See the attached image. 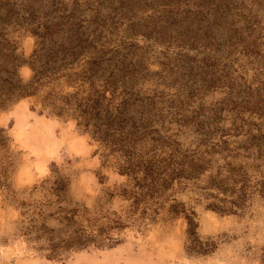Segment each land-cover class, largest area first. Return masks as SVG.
I'll list each match as a JSON object with an SVG mask.
<instances>
[{"label":"rangeland","instance_id":"1","mask_svg":"<svg viewBox=\"0 0 264 264\" xmlns=\"http://www.w3.org/2000/svg\"><path fill=\"white\" fill-rule=\"evenodd\" d=\"M262 1L213 0L208 23L150 29L151 5L182 20L205 0H0V264H260ZM131 145L204 152L205 170L133 203L114 151ZM217 170L244 179L235 212L205 207L204 192L224 196L205 188ZM174 202L194 212L197 241ZM99 228L121 241L45 257L50 241Z\"/></svg>","mask_w":264,"mask_h":264},{"label":"trees","instance_id":"2","mask_svg":"<svg viewBox=\"0 0 264 264\" xmlns=\"http://www.w3.org/2000/svg\"><path fill=\"white\" fill-rule=\"evenodd\" d=\"M24 1V0H22ZM79 2V1H77ZM213 0H205L199 7L186 11H190V16L184 17L182 20L175 19L177 12L172 9L171 3H163V6L157 7L159 5H151L150 8L152 13L158 12V16L152 18L142 24L141 28H155V24L160 22L164 26L176 25L175 28L187 27L194 28L199 26L201 22L208 23L211 19L214 20L215 12L209 7L212 4ZM86 7L89 3L84 2ZM260 9H264V0L259 5ZM129 8V7H128ZM149 8V7H148ZM157 8L159 11H157ZM88 9V8H86ZM90 12L87 16H90L93 19H87L88 23L97 22L94 21L95 16L97 15V9L95 7L89 8ZM161 15V17H159ZM217 18V16H215ZM132 19L131 17H126V20ZM99 23V22H98ZM151 24V25H149ZM100 27H104L103 24H100ZM130 25H134L131 21ZM162 26V27H164ZM38 72L34 71V77ZM13 78V75L10 76ZM36 80V79H35ZM38 81V80H36ZM20 83L15 81L14 88L19 90ZM20 92V91H19ZM31 93V91H29ZM28 93V94H29ZM21 94V93H19ZM127 102L121 101L117 104V110L119 115H123L126 109ZM127 112V110H126ZM132 131L128 132L131 133ZM225 143V140H223ZM131 148L127 147H117L114 151L117 152L115 157L116 159V169L117 172L123 175H127L132 178V184L130 189H125V194L133 199V203H137L145 195H154L158 193V187L165 183H171L174 180H177L180 184L183 179L197 178L199 174H202L205 170L199 162L205 159L204 152L199 155H194L195 151L183 150L180 147H174L170 152L161 157L160 154L156 153L155 149L152 155H149L147 152L142 150H137L134 145H131ZM158 146V145H157ZM156 146V147H157ZM228 148V147H227ZM227 155H234L231 152V149H227ZM218 172V170H217ZM208 174L205 181L208 184L205 188H215L219 192L223 193V197L214 195L213 193L204 192L202 195L205 198H212L209 202L205 204V207L212 210L221 212V213H230L235 212L238 208L241 207L243 199L246 195V188L244 184V179H235L234 172L229 173L228 175L218 177L217 174ZM140 174V175H139ZM240 176V175H239ZM161 180V182L159 181ZM229 181V182H228ZM237 182H241L237 184ZM230 184V185H228ZM262 184V185H261ZM260 188L258 190L261 194H264V182L260 181ZM169 212L172 215L181 216L186 223V235L193 240L197 241L198 236L196 234L197 221L195 220V214L193 211H188L184 206L183 202H174L169 206ZM121 241V238L118 236H112L104 228H99L95 232H85V231H76L74 234L67 238L60 239L58 241H50L47 251L44 253L46 258L49 259H64L65 254H68L70 251H78L81 249H108L117 245ZM37 249V248H36ZM207 250L203 249L200 252H205ZM260 264H264V245L261 248L260 252Z\"/></svg>","mask_w":264,"mask_h":264}]
</instances>
